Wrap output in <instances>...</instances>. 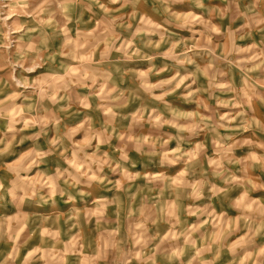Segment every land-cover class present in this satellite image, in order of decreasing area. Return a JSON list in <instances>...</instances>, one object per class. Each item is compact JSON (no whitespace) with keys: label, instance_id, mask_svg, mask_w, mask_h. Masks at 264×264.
<instances>
[{"label":"clouds","instance_id":"1","mask_svg":"<svg viewBox=\"0 0 264 264\" xmlns=\"http://www.w3.org/2000/svg\"><path fill=\"white\" fill-rule=\"evenodd\" d=\"M0 264H264V0H0Z\"/></svg>","mask_w":264,"mask_h":264}]
</instances>
